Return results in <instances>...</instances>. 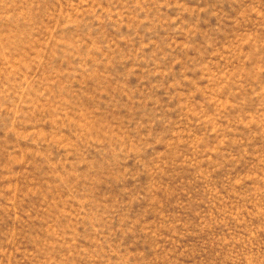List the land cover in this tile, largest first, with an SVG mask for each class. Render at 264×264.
<instances>
[{
  "label": "rangeland",
  "instance_id": "obj_1",
  "mask_svg": "<svg viewBox=\"0 0 264 264\" xmlns=\"http://www.w3.org/2000/svg\"><path fill=\"white\" fill-rule=\"evenodd\" d=\"M0 264H264V0H0Z\"/></svg>",
  "mask_w": 264,
  "mask_h": 264
}]
</instances>
